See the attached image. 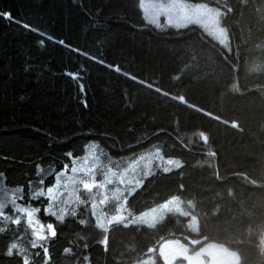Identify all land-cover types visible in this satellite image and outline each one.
I'll return each instance as SVG.
<instances>
[{"label":"trees","instance_id":"1","mask_svg":"<svg viewBox=\"0 0 264 264\" xmlns=\"http://www.w3.org/2000/svg\"><path fill=\"white\" fill-rule=\"evenodd\" d=\"M186 1L221 10L227 45L195 24L154 26L140 0H0V264H22L13 244L43 264L19 209L45 225L51 264H134L168 238L264 264V0ZM90 146L118 169L154 151L173 162L126 195L129 213L173 198L190 213L105 234L89 200L63 221L45 215L47 187Z\"/></svg>","mask_w":264,"mask_h":264},{"label":"rangeland","instance_id":"2","mask_svg":"<svg viewBox=\"0 0 264 264\" xmlns=\"http://www.w3.org/2000/svg\"><path fill=\"white\" fill-rule=\"evenodd\" d=\"M140 5L145 20L158 28H179L195 24L221 44L228 43L219 8L203 2L186 0H140ZM178 101L185 104L182 99ZM200 112L216 119L206 112ZM230 126L239 129L235 123ZM91 146L83 156L73 159L67 170L61 172L58 186L53 189L55 199L47 205L49 213L55 212V217H58L65 214V210L74 209L81 202L89 200L91 214L95 212V216L93 215L95 221L104 225L101 228L103 234L112 223L134 222L153 225L168 212L184 215L190 213L178 198L170 199L141 213H129L125 202L126 195L132 193L142 183V178L149 173L153 164L167 167L173 162L163 159L158 151H154L141 155L135 161L118 169L105 166L96 154L95 148ZM73 167L76 171H72ZM93 176L98 184H104L105 187L84 190L83 182H91ZM108 180L111 182L107 183ZM56 182L57 176L54 184ZM4 192L5 188L0 179V194L3 195ZM110 203L113 205L110 206ZM189 224L197 228V218L193 214ZM36 230H40L38 226ZM156 257H160L165 264H237L239 261L237 252L216 241H205L198 247L191 248L180 239L168 238L163 240L156 250H150L134 264H156Z\"/></svg>","mask_w":264,"mask_h":264},{"label":"snow or ice","instance_id":"3","mask_svg":"<svg viewBox=\"0 0 264 264\" xmlns=\"http://www.w3.org/2000/svg\"><path fill=\"white\" fill-rule=\"evenodd\" d=\"M4 15H5V17H9L10 16V14H8V13H5ZM24 27L25 28H29V30L36 31V29H32L31 26H29V25H24ZM37 34L38 35H43V33H40V32H37ZM48 39H51V37H48ZM40 43L43 44V41L41 40ZM59 43L60 44H64V41L61 40V41H59ZM119 70H120L119 67H117L116 71H119ZM73 78H75V77H73ZM69 155H71V154H69ZM37 167L39 168V165H37ZM67 169H68V165H64V169H62L61 172H63L64 170H67ZM72 171H76L75 167H73ZM60 174L61 173H57L56 174V176H57L56 184H53V185L47 187V190H46L47 194H48L47 195V199L49 200V202H51V201H53L55 199V197L53 195V189L58 186ZM110 182H111L110 180L107 181V183H110ZM40 184L42 186L44 185V180L43 179L40 180ZM82 187L86 191H91L92 189H94L96 187H105V185L104 184H98L96 182V180H95V177L93 176L92 181L91 182H87V181L83 182ZM40 195H44V188L43 187H41V189H40ZM101 203H103V201H101ZM93 207H95V205H93ZM19 210L20 211H24L26 213V215L28 216V218H29V223L34 225L33 234L35 236L36 242L32 243L31 248L33 250L39 249L40 251H34L33 252V257L35 259H39L40 255H41V251H42V253H43V264H51V255H50V252H49V248L45 247L43 245V243H42L43 241L48 239V236L43 234V229L45 228V225L39 223L38 220H35L33 218V212L28 211L27 209H19ZM39 211H40V209H36V212H39ZM44 211H45V215L49 214L47 208H45ZM65 214H67V210H65ZM65 214H62V215H60V216H58L56 218L59 221H63ZM51 215L56 216V213L52 212ZM73 215H75V213H73ZM93 215L95 216V212H93ZM13 223L14 224H19L20 220L19 219L14 220ZM35 226H38L40 230L37 231ZM97 226L99 228H103L104 227V225L101 222H99V221L97 223ZM46 227L48 229L49 235L51 237H55L56 236L55 226L52 223H48ZM102 243L106 244V240L102 241ZM65 251L67 252L69 250L65 249ZM14 254L18 255L20 257L22 264H33V260L29 259L28 256L25 255L24 250L23 249H18L15 244L11 245L8 248V250H7V255L8 256H13ZM85 259H87V258H85Z\"/></svg>","mask_w":264,"mask_h":264},{"label":"water","instance_id":"4","mask_svg":"<svg viewBox=\"0 0 264 264\" xmlns=\"http://www.w3.org/2000/svg\"><path fill=\"white\" fill-rule=\"evenodd\" d=\"M203 241H204V238H201V239L197 240L195 243H201ZM150 250H152V248Z\"/></svg>","mask_w":264,"mask_h":264}]
</instances>
